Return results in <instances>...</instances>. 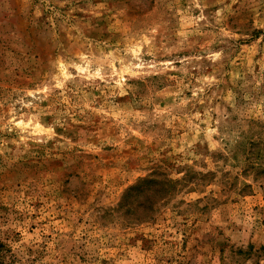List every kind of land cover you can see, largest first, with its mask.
Instances as JSON below:
<instances>
[{
  "label": "rangeland",
  "instance_id": "rangeland-1",
  "mask_svg": "<svg viewBox=\"0 0 264 264\" xmlns=\"http://www.w3.org/2000/svg\"><path fill=\"white\" fill-rule=\"evenodd\" d=\"M0 264H264V0H0Z\"/></svg>",
  "mask_w": 264,
  "mask_h": 264
}]
</instances>
